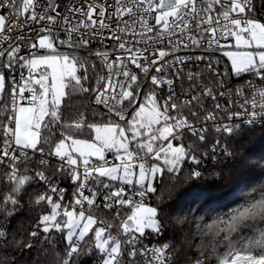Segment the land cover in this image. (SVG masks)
Returning <instances> with one entry per match:
<instances>
[{
  "label": "snow or ice",
  "instance_id": "snow-or-ice-1",
  "mask_svg": "<svg viewBox=\"0 0 264 264\" xmlns=\"http://www.w3.org/2000/svg\"><path fill=\"white\" fill-rule=\"evenodd\" d=\"M258 12L264 0H0V244H59L58 264H171L150 238L180 211L171 192L202 176L185 164H201L207 122L229 138L264 126ZM74 97L84 110L65 119ZM211 151L214 167L237 154L221 139ZM230 162L264 170V155ZM37 208L18 240L17 217ZM214 211L190 264H264V183Z\"/></svg>",
  "mask_w": 264,
  "mask_h": 264
},
{
  "label": "trees",
  "instance_id": "trees-1",
  "mask_svg": "<svg viewBox=\"0 0 264 264\" xmlns=\"http://www.w3.org/2000/svg\"><path fill=\"white\" fill-rule=\"evenodd\" d=\"M263 13L258 12V14ZM220 65L221 70H223L225 59L222 58ZM97 70H100L99 64ZM80 103L78 97L72 99L70 110L64 113L65 119L74 117L78 111L84 110L79 107ZM216 139H221L222 143L230 142L237 149V154L226 160L220 167H214V164L222 157L216 156L214 158L211 151V145ZM191 140L192 138L189 139L190 143ZM207 140V147L200 149L201 164L199 167L192 165L190 161L185 164L189 173L192 169H196L202 171V176L200 178L191 177L186 180L176 187L171 192L170 198L166 200L167 204H173L180 209L176 213H172L169 209L165 217L167 227L164 236L158 238L159 242L168 243L171 246V264H190L192 254L197 251L192 245L200 243V237L196 235L198 223H211V217L216 214L214 210H219L223 205L238 201L242 192L246 190V186L251 187L264 183V170H250L240 163L233 164L230 162L232 160L242 161L245 155H248L250 160H257L261 155H264V126L245 128L235 138H229L227 135L213 131L207 134ZM204 153L207 155H203ZM221 168H223V172H221ZM220 176H223V179ZM61 185L68 188L65 198L69 199L74 188L70 187L67 181L62 182ZM7 191L6 182H0V193ZM153 203L155 204L154 198ZM201 207H203V211H201ZM41 211L42 209L39 208L35 211H25L23 215L17 217L14 227L17 230L16 238L18 240L25 238V230L30 231L33 228ZM177 216H188L190 222L178 224L176 222ZM201 216L204 217L203 221L200 220ZM244 235L250 237L253 233L245 232ZM234 240L237 238L234 237ZM62 255L63 248L61 245L49 246L43 240L34 243V247L30 250H21L14 245L9 247L0 244V260H6L7 264H58L59 257Z\"/></svg>",
  "mask_w": 264,
  "mask_h": 264
},
{
  "label": "built area",
  "instance_id": "built-area-1",
  "mask_svg": "<svg viewBox=\"0 0 264 264\" xmlns=\"http://www.w3.org/2000/svg\"><path fill=\"white\" fill-rule=\"evenodd\" d=\"M258 15L264 16V13L263 14H258ZM218 56H219V54H217L216 57H218ZM213 59H215V57ZM189 67H193V66L192 65H189ZM219 69L221 70V65L220 64H219ZM260 86H264V85H260ZM218 101L221 104L222 108L227 107L229 104H234V107H232L229 110L230 111H239L240 110L239 109V103L241 102V99L239 97H232L231 99H229L228 97L218 98ZM205 105H206V112L213 111L214 104H213L212 101H210V100L209 101H205ZM220 122H226V115L224 113H222V112H218L217 113V121H216V124H218ZM237 122H239V121H237ZM200 123H203V120H201V122L197 123V126H200ZM207 126H208V129H209L208 133H211V132L215 131V124L212 121H208L207 122ZM255 126H261V125L260 124H256ZM255 126H252V127H255ZM190 138L191 137L186 134V140H185V142L186 143H190V141H189ZM61 184H60V186L61 187H64ZM150 239H151V245H157L158 243H161V242L158 241V238L157 237H151ZM145 243H148V242L145 241ZM171 256H172V253H171Z\"/></svg>",
  "mask_w": 264,
  "mask_h": 264
},
{
  "label": "rangeland",
  "instance_id": "rangeland-1",
  "mask_svg": "<svg viewBox=\"0 0 264 264\" xmlns=\"http://www.w3.org/2000/svg\"><path fill=\"white\" fill-rule=\"evenodd\" d=\"M216 58H218V57H215V59H216ZM220 59L222 60V58H220ZM223 59H225V58H223Z\"/></svg>",
  "mask_w": 264,
  "mask_h": 264
}]
</instances>
